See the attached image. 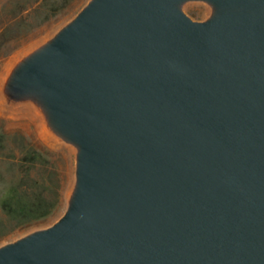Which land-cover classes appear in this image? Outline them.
<instances>
[{"label":"water","instance_id":"95a60500","mask_svg":"<svg viewBox=\"0 0 264 264\" xmlns=\"http://www.w3.org/2000/svg\"><path fill=\"white\" fill-rule=\"evenodd\" d=\"M7 91L77 157L64 214L0 264H264V0H90Z\"/></svg>","mask_w":264,"mask_h":264},{"label":"rangeland","instance_id":"374dc122","mask_svg":"<svg viewBox=\"0 0 264 264\" xmlns=\"http://www.w3.org/2000/svg\"><path fill=\"white\" fill-rule=\"evenodd\" d=\"M89 1L0 0V202L27 175L43 187L56 188L59 195L48 216L1 237L0 246L53 225L64 214L72 195L77 147L52 129L37 102L13 98L7 83L16 66L50 41ZM183 10L192 19L204 21L212 7L203 1H189ZM38 152L41 158L29 159Z\"/></svg>","mask_w":264,"mask_h":264},{"label":"trees","instance_id":"16d2710c","mask_svg":"<svg viewBox=\"0 0 264 264\" xmlns=\"http://www.w3.org/2000/svg\"><path fill=\"white\" fill-rule=\"evenodd\" d=\"M41 157L38 152L30 154L29 159L36 161ZM23 178L22 183L12 186L10 193L1 199L0 238L48 216L58 204L56 188L43 187L30 175Z\"/></svg>","mask_w":264,"mask_h":264},{"label":"bare ground","instance_id":"6f19581e","mask_svg":"<svg viewBox=\"0 0 264 264\" xmlns=\"http://www.w3.org/2000/svg\"><path fill=\"white\" fill-rule=\"evenodd\" d=\"M65 198H67V193H66V195H65Z\"/></svg>","mask_w":264,"mask_h":264}]
</instances>
